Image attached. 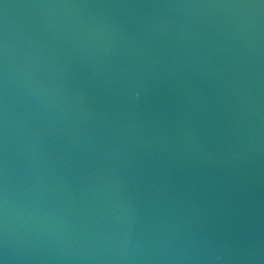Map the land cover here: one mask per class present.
<instances>
[{
  "label": "water",
  "instance_id": "water-1",
  "mask_svg": "<svg viewBox=\"0 0 264 264\" xmlns=\"http://www.w3.org/2000/svg\"><path fill=\"white\" fill-rule=\"evenodd\" d=\"M3 264H264V0H0Z\"/></svg>",
  "mask_w": 264,
  "mask_h": 264
},
{
  "label": "snow or ice",
  "instance_id": "snow-or-ice-1",
  "mask_svg": "<svg viewBox=\"0 0 264 264\" xmlns=\"http://www.w3.org/2000/svg\"><path fill=\"white\" fill-rule=\"evenodd\" d=\"M0 264H3V261H0Z\"/></svg>",
  "mask_w": 264,
  "mask_h": 264
}]
</instances>
